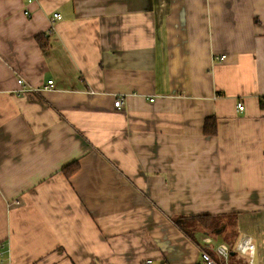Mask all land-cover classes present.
<instances>
[{
  "label": "crops",
  "instance_id": "obj_1",
  "mask_svg": "<svg viewBox=\"0 0 264 264\" xmlns=\"http://www.w3.org/2000/svg\"><path fill=\"white\" fill-rule=\"evenodd\" d=\"M263 98L264 0H0V264H264Z\"/></svg>",
  "mask_w": 264,
  "mask_h": 264
},
{
  "label": "built area",
  "instance_id": "obj_2",
  "mask_svg": "<svg viewBox=\"0 0 264 264\" xmlns=\"http://www.w3.org/2000/svg\"><path fill=\"white\" fill-rule=\"evenodd\" d=\"M28 4H32L34 0H26ZM26 15H28V12H25ZM62 16L59 13L53 14L51 18V28L50 32L52 31L54 24L57 21H61ZM219 61H223L225 59V56H220L216 58ZM18 85L21 87V90H28L31 89L29 86H27L25 80L23 78H18L17 80ZM54 83L52 80L47 82V85L44 86L45 90L53 88ZM151 102L154 101V99L150 100ZM264 101V98L262 99ZM125 103V99L121 96H116L114 100V107L116 109L123 108ZM237 110L239 112H243L245 110L244 104L242 102L237 103ZM204 244H212V240L210 238L204 239ZM213 251L215 254L214 257L211 256V254L205 250H203L200 254V264H230V256L231 253H237L244 256L249 257V264H254V256H255V246L253 244V241L250 237H241L238 242L235 244L234 248H231L227 243H220L213 247ZM8 255V246L6 243L2 242L0 243V256L3 257L2 260H6ZM141 264H155L154 260L152 259H146Z\"/></svg>",
  "mask_w": 264,
  "mask_h": 264
},
{
  "label": "trees",
  "instance_id": "obj_3",
  "mask_svg": "<svg viewBox=\"0 0 264 264\" xmlns=\"http://www.w3.org/2000/svg\"><path fill=\"white\" fill-rule=\"evenodd\" d=\"M36 39H37V42L40 48L43 51L47 50L48 44H47V40L45 39V37L40 35ZM203 132L206 136H210V137L215 136L217 134L216 119L214 117H210L205 120ZM80 169H81L80 161L76 160L62 167L61 172L66 178H71L73 175L79 172ZM222 217L223 216L203 214V215L193 216L190 218H184V217L177 218L174 220V223L189 238H192V235H194L193 232L196 233L199 230H201L202 232L208 233V235L214 236L215 229L219 228L221 225V222L223 221ZM226 240L229 242L230 247H233V243L228 238H226ZM207 249L208 247L204 248V250H207ZM207 251L210 254L212 253L209 250ZM213 257L215 256L213 255Z\"/></svg>",
  "mask_w": 264,
  "mask_h": 264
},
{
  "label": "rangeland",
  "instance_id": "obj_4",
  "mask_svg": "<svg viewBox=\"0 0 264 264\" xmlns=\"http://www.w3.org/2000/svg\"><path fill=\"white\" fill-rule=\"evenodd\" d=\"M200 236V234H199V232L196 234V237H199ZM215 259H217L216 257H214Z\"/></svg>",
  "mask_w": 264,
  "mask_h": 264
}]
</instances>
